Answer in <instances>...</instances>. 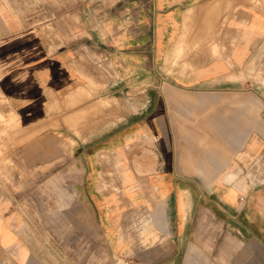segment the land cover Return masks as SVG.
<instances>
[{
  "label": "crops",
  "instance_id": "obj_1",
  "mask_svg": "<svg viewBox=\"0 0 264 264\" xmlns=\"http://www.w3.org/2000/svg\"><path fill=\"white\" fill-rule=\"evenodd\" d=\"M0 95V264H264V0H0Z\"/></svg>",
  "mask_w": 264,
  "mask_h": 264
},
{
  "label": "rangeland",
  "instance_id": "obj_2",
  "mask_svg": "<svg viewBox=\"0 0 264 264\" xmlns=\"http://www.w3.org/2000/svg\"><path fill=\"white\" fill-rule=\"evenodd\" d=\"M112 103L108 99L100 100L90 108V111H97L99 114L107 113L112 108ZM22 130V124L14 107L6 97L0 95V187L4 179L11 177L10 152L15 145L22 141L16 139V135ZM75 143L70 134L66 133L64 146L69 147Z\"/></svg>",
  "mask_w": 264,
  "mask_h": 264
}]
</instances>
